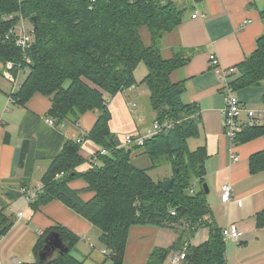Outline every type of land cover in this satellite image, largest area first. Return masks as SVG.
<instances>
[{
    "label": "trees",
    "instance_id": "trees-1",
    "mask_svg": "<svg viewBox=\"0 0 264 264\" xmlns=\"http://www.w3.org/2000/svg\"><path fill=\"white\" fill-rule=\"evenodd\" d=\"M185 12L172 0H0V62L14 64L9 70L14 78L19 71L26 73L18 91L9 97L11 104L25 108L36 94L50 101L44 117L27 110L20 124L22 143L15 151L11 177L18 172L21 177L15 188L0 191V239L14 225L6 213L10 203L23 197L21 189H37L31 184L36 165L50 161L30 207L38 212L59 201L88 220L100 230V243L108 251L110 264H124L134 226L180 230L170 248L152 251L147 264H164L172 253L183 251V264H227L226 240L222 230L212 224H207L210 235L206 242L196 247L187 244L211 212L204 188L207 152L204 147L190 151L187 144L199 134L200 108L184 104V82L171 80L172 73L185 67L194 52L175 50L169 59L161 54L164 36L177 29ZM22 20L31 24L32 41L25 53L16 44ZM144 29L148 43L142 36ZM141 63L147 69L141 84L149 90V105L163 129L134 148L148 155L153 167L172 164L174 184L168 192L146 170L131 164L134 148L121 146L110 130V99L132 90L134 72ZM231 77L232 91L264 87V35L257 40L256 51ZM90 111L97 112L98 119L84 139L99 150L91 168L79 172L84 163L81 144L68 139L62 127L79 125ZM46 119H52L54 125H48ZM165 123L170 127L165 128ZM0 126L6 124L0 120ZM261 136L264 124L248 126L233 142L239 145ZM11 138L6 131L3 143L10 144ZM102 149L107 154L101 155ZM250 170H264V151L251 156ZM79 179L86 183L83 191L93 193L87 202L81 198L83 191L70 187ZM256 221L258 228L264 227V211L257 214ZM52 234H58L69 251H56L41 262L39 254ZM79 240L68 229L54 225L40 236L34 248L37 260L28 264H84L72 255Z\"/></svg>",
    "mask_w": 264,
    "mask_h": 264
},
{
    "label": "crops",
    "instance_id": "crops-1",
    "mask_svg": "<svg viewBox=\"0 0 264 264\" xmlns=\"http://www.w3.org/2000/svg\"><path fill=\"white\" fill-rule=\"evenodd\" d=\"M172 1L186 12L177 29L164 36L161 54L163 58L169 59L173 57L175 50L194 52L185 67L172 73L171 80L174 83L184 82V104H197L200 108L199 134L195 138H189L187 144L190 151L204 147L207 152L205 184L209 191L206 193V201L211 211L204 218L205 225L195 232L187 244L196 247L206 242L210 235L208 223L220 230L234 224L244 235L240 243L231 240L232 243L227 244V264H264V227L258 228L256 221L257 214L264 211V170L256 173L250 170L251 156L264 151V136L239 145L234 144L227 136L222 112L233 74L227 77L225 84V80L218 75L210 62V57L215 56L219 60L220 70L235 68L238 72L240 65L256 51L257 40L264 35V0ZM195 14L197 17L193 18ZM138 90L140 91L134 87L127 94H117L110 99L108 106L112 117L109 124L111 132L121 146L130 149L134 146L124 145L125 136L144 137L150 130H145L139 124L141 119H137L130 105L143 97L135 93ZM232 93L244 105H254L259 110H264V87H247L233 90ZM49 107V99L36 94L22 108L44 117ZM97 119L98 113L90 111L82 116L79 125L67 123L63 126V133L68 139L75 142L83 139L80 154L84 163L78 167L79 172L91 168L92 158L99 150L94 142L84 139ZM0 120L6 124L5 128L0 126V191L3 192L15 188L21 177V172L15 178L11 174L15 151L20 147L22 138L20 135L18 139L11 135L10 144H4L3 137L8 124L3 119ZM130 161L140 170L147 171L152 165L150 157L135 148ZM43 163H47L46 169L50 165V161L37 163L33 180L39 179V183H31L32 187L40 185L46 169L39 177L36 174L42 170ZM226 184L232 188L229 202L222 200L221 190ZM70 187L83 191L86 183L79 179L71 182ZM92 197L91 192L81 193L85 202ZM17 201L10 203L6 210L7 215L12 216L14 225L0 239V264L34 263L37 260L34 248L40 236L54 225H60L79 237L72 255L84 264H110L107 260L108 251L100 243V230L63 203L52 201L35 212L26 198L27 203L23 202L13 208ZM166 229L156 226L132 227L124 264H147L155 248H165L161 233ZM174 254L164 264H170Z\"/></svg>",
    "mask_w": 264,
    "mask_h": 264
},
{
    "label": "built area",
    "instance_id": "built-area-1",
    "mask_svg": "<svg viewBox=\"0 0 264 264\" xmlns=\"http://www.w3.org/2000/svg\"><path fill=\"white\" fill-rule=\"evenodd\" d=\"M95 1V0H93ZM197 14L193 15V18H196ZM24 20L21 21L23 23ZM20 32V33H19ZM32 41V35L26 30L23 26H19V31L17 32L16 37V44L19 46L22 51L25 53L26 50L29 49L30 43ZM210 62L214 70L217 71L218 75L225 80V84L227 83V77L235 74L237 71L235 68H231L227 71L220 70L219 60L215 56L210 57ZM14 64L9 62L7 63L8 71L13 69ZM11 80H15L13 76L10 75ZM228 87V86H227ZM229 88V87H228ZM134 108L133 113L136 114L137 119L140 121V117L136 111V106L132 104ZM245 115V118H242V115ZM223 115V126L225 129V133L227 136L234 140L236 136L246 127L253 126V125H262L264 124V110H255L249 109L244 105L242 102L236 98L230 88L228 89L226 96H225V107L222 112ZM46 123L50 126L54 125V121L52 119H46ZM165 128H169L170 124L165 123ZM163 129V125H161L158 121H154L150 130L148 131L147 135L144 137L141 136H132L127 135L124 137V145L125 146H143L145 141L151 137H153L156 133L160 132ZM77 143L82 144L83 139L77 140ZM108 151L101 150L100 154L105 155ZM94 155L93 157H95ZM95 159L92 158L91 164L95 163ZM41 189V184L37 187V189H21L20 192L26 198V200L30 203L36 196L37 190ZM222 200L224 202H229L232 198V188L229 184H226L222 187ZM175 215V213H172ZM19 216H22V213H19ZM222 234L225 240H233L238 243L241 242L243 238V232L240 231L237 225H229L228 227L222 230ZM105 252V251H104ZM186 258V253L179 252L175 253L172 258L170 259V264H183Z\"/></svg>",
    "mask_w": 264,
    "mask_h": 264
},
{
    "label": "rangeland",
    "instance_id": "rangeland-1",
    "mask_svg": "<svg viewBox=\"0 0 264 264\" xmlns=\"http://www.w3.org/2000/svg\"><path fill=\"white\" fill-rule=\"evenodd\" d=\"M26 27L27 31L29 32L31 29V24L29 21L25 20L23 23H21V26ZM20 33V32H19ZM142 36L144 37L145 41L147 39V31L146 29L142 30ZM147 42V41H146ZM148 43V42H147ZM163 42H161L162 45ZM147 74V69L144 63H141L136 71L134 72V78L136 80L135 88H139L140 91H135V93L142 95L143 97L140 99L138 98V101L136 103H133L136 106V111L141 118V122L139 123L145 130H149L153 124V122L156 120L155 112L151 109L149 105V90L145 84H141L143 78ZM10 73L7 69V64H4L3 62H0V119H3L7 122V131L11 133V135L14 138H19V127L20 124L26 114V110H24L22 107L15 106L11 104V99H9L10 95L13 93H16L18 91L19 86L26 78L25 71H19L17 73V76L15 80L10 79ZM133 87V88H134ZM131 93V92H130ZM234 96L237 98V95L234 94ZM131 107H133L132 103H130ZM247 108H252L255 110H259L258 106L254 105H248ZM242 118H245V115H242ZM62 131L65 130L62 127ZM149 165V164H148ZM47 163H43L41 166V171H38L36 174V177H39L43 171L46 169ZM149 176L153 179L156 183H164L166 180L173 177V167L170 162H162L160 165L153 167L152 165L147 170ZM38 180H33V185H38ZM25 201V197H21L18 199V201L15 203L13 208H17ZM27 203V202H26ZM180 230L178 228H167L166 231H162V243L163 245H166L165 248H170L174 241L177 240V235H179ZM160 241V237H159ZM227 244H231V240H226Z\"/></svg>",
    "mask_w": 264,
    "mask_h": 264
},
{
    "label": "water",
    "instance_id": "water-1",
    "mask_svg": "<svg viewBox=\"0 0 264 264\" xmlns=\"http://www.w3.org/2000/svg\"><path fill=\"white\" fill-rule=\"evenodd\" d=\"M31 21H34V19H31ZM36 26V25H35ZM174 184V177H171L170 179L166 180L163 183V190L165 192H168L172 189ZM205 192L208 193V187L205 184L204 185ZM56 251L67 253L69 250L67 247L62 242V239L58 234H52L49 236V238L46 240L45 247L43 251L40 252L39 254V260L41 262H44L47 260L48 257L52 256Z\"/></svg>",
    "mask_w": 264,
    "mask_h": 264
}]
</instances>
